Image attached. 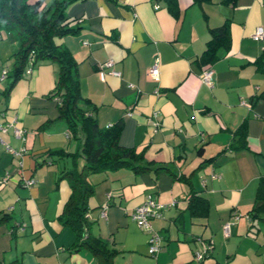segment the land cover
Returning a JSON list of instances; mask_svg holds the SVG:
<instances>
[{
  "label": "crops",
  "instance_id": "crops-1",
  "mask_svg": "<svg viewBox=\"0 0 264 264\" xmlns=\"http://www.w3.org/2000/svg\"><path fill=\"white\" fill-rule=\"evenodd\" d=\"M64 11L78 29L55 40L76 60L79 91L95 105L89 112L100 125L119 119V143L170 168L87 173L88 231L118 249L111 263L264 264V210L247 211L264 179V72L252 60L264 37L250 36L257 24L264 30V0H176L175 11L165 0H70ZM224 19L229 44L210 62L207 84L196 58L207 26ZM17 44L15 33L1 32L0 210L15 223L14 234L9 221L0 223L1 256L18 264H98L90 250L71 246L73 232L56 217L69 191L66 177L57 176L77 159L71 156L69 165L66 154L47 151L69 150L72 142L77 148L80 139L58 116L56 96L46 95L55 62H34L4 91L8 75L1 70L10 68ZM154 55L156 80L147 71ZM106 58L111 65L100 67ZM28 177L33 181L24 184ZM189 192L201 199L197 212L187 207ZM146 195L161 205L148 221L161 236L153 253L146 250L147 231L129 212ZM206 241L210 252L195 258Z\"/></svg>",
  "mask_w": 264,
  "mask_h": 264
},
{
  "label": "trees",
  "instance_id": "trees-1",
  "mask_svg": "<svg viewBox=\"0 0 264 264\" xmlns=\"http://www.w3.org/2000/svg\"><path fill=\"white\" fill-rule=\"evenodd\" d=\"M69 1L0 0V35L1 32L11 31L15 33L18 39L16 48L10 53V68L4 69V74L6 72L8 80L3 86V90H7L11 83L20 76L28 64V60L31 64L43 59H50L55 62L53 85L46 95L56 96L58 116L66 124L68 132L79 137L80 141L75 150L53 148L48 149L47 152L57 155L72 154L73 162L75 155L81 156L79 166L73 164L61 168L57 176L66 177L69 191L62 201L56 217L63 226L68 227L73 232V239L70 243L72 247L83 246L87 248L96 257L98 264H112L111 257L118 249L113 247L105 237L91 234L88 231L90 220L86 214L89 208L86 200L93 189V182L89 180L87 173L115 169L121 166L129 168L135 173L145 169L157 171L158 169L170 168L166 163L145 158L143 150L133 144L119 143L117 139L121 127L119 119L100 125L89 112V109L95 105L79 91L76 60L64 44L55 40L56 36L73 33L78 29L76 19L68 16L64 11V7ZM165 1L166 7L175 11L176 0ZM191 1L199 3L204 0ZM228 44V19L208 25L207 37L203 48L197 55V63L202 66H209L210 62L218 56V50L220 48L226 49ZM252 60L255 68L264 72V47ZM6 122L4 123L6 124ZM2 123L0 124L2 125ZM255 192V202L247 210L251 214H257L264 210V179L261 177L257 180ZM200 202L199 197L194 198L192 192L188 193L187 207L190 208L191 212H197V203ZM107 204L108 198L99 204L98 215L103 216L105 214ZM159 215L160 212L156 216ZM10 218L9 213L0 210V223L9 221L7 230L10 234H14L13 226L15 223ZM151 229L156 232L155 229ZM145 230L147 231V229ZM157 235L160 241L161 236L158 233ZM210 249L211 243L209 241L196 248L195 250L202 251L201 257L197 259L207 255ZM0 264H18V259H3L0 253Z\"/></svg>",
  "mask_w": 264,
  "mask_h": 264
},
{
  "label": "built area",
  "instance_id": "built-area-1",
  "mask_svg": "<svg viewBox=\"0 0 264 264\" xmlns=\"http://www.w3.org/2000/svg\"><path fill=\"white\" fill-rule=\"evenodd\" d=\"M250 36L253 39L263 38L264 30L262 29L261 25L259 24L255 25L253 30L250 33ZM157 64H158L157 56L154 55L152 57L150 64L147 67L149 76L153 78L154 80L157 79V73H158ZM101 65L110 66L111 59L106 58L104 61L100 62L99 66L101 67ZM30 67H31V63L28 60V64H26V66L24 67L23 72L29 71ZM100 67L98 69V73L100 77H102L104 70ZM107 70L110 73L118 74V70L113 69L111 67H109ZM3 74H4V69L1 70V75ZM199 76H200L201 81L207 84H211V79H210L211 78L210 77L211 68L209 66H203L202 68H200ZM2 128L3 126L0 124V129ZM19 131H20V128L15 127V126L13 127V132L15 134H18ZM31 181H32L31 177L23 179V183H30ZM159 206L161 205L158 202L153 200V198H151L149 195H146L140 202L136 203L132 207V210L130 211V216L135 220L136 224L142 228L147 229L148 231L146 250L150 253H153L154 251H156L157 248L160 246L159 236L157 235L155 231L151 229L150 224L148 222L150 217H153L159 214ZM236 215H233V217H235ZM228 223L229 221L227 220L222 223L221 226H222L223 231H226L228 227ZM193 255L195 256V258H199L202 255V251L194 250Z\"/></svg>",
  "mask_w": 264,
  "mask_h": 264
},
{
  "label": "rangeland",
  "instance_id": "rangeland-1",
  "mask_svg": "<svg viewBox=\"0 0 264 264\" xmlns=\"http://www.w3.org/2000/svg\"><path fill=\"white\" fill-rule=\"evenodd\" d=\"M75 142V141H74ZM76 149V143H70V146H69V150H75ZM71 155L72 154H66V162H67V164H71ZM76 159H77V166H79V163H80V160H81V156L78 154V155H76Z\"/></svg>",
  "mask_w": 264,
  "mask_h": 264
}]
</instances>
